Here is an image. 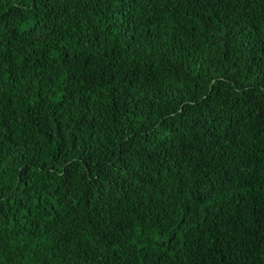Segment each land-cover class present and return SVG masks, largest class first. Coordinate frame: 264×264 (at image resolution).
<instances>
[{
	"label": "trees",
	"instance_id": "1",
	"mask_svg": "<svg viewBox=\"0 0 264 264\" xmlns=\"http://www.w3.org/2000/svg\"><path fill=\"white\" fill-rule=\"evenodd\" d=\"M0 264H264V0H0Z\"/></svg>",
	"mask_w": 264,
	"mask_h": 264
}]
</instances>
